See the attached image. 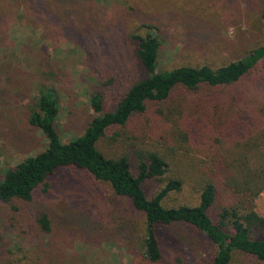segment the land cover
Segmentation results:
<instances>
[{
    "label": "rangeland",
    "instance_id": "rangeland-1",
    "mask_svg": "<svg viewBox=\"0 0 264 264\" xmlns=\"http://www.w3.org/2000/svg\"><path fill=\"white\" fill-rule=\"evenodd\" d=\"M98 2L93 13L81 12L85 21L76 16L69 20L60 12L58 25L51 14L44 27L25 21L12 25L9 38L0 44V180L6 170L47 147L43 133L27 120L28 107L41 86L57 91L58 131L69 142L97 116L92 93L101 92L104 109L111 110L145 76L129 34L145 35L142 19L147 15L156 19L164 38L159 71L227 65L261 43V23L243 16L249 10L242 0ZM131 7L139 13L129 15ZM205 32L214 40L201 35ZM235 96L240 101H264V62L237 86L178 89L166 101L148 103L147 110L127 125L111 129L99 148L108 157L127 156L132 166L138 153L161 155L169 172L162 180L145 183L148 197L171 179L181 178L182 190L170 193L164 206H197L202 173L224 153L226 145L215 143L216 137L224 141L216 126L231 122L228 116L237 106L229 100ZM218 112L225 117L215 122ZM48 185L38 188L30 202H0V264H153L141 246L145 215L129 198L117 196L109 184L76 167L58 169ZM256 210L264 216V192ZM44 214L50 223L48 233L39 223ZM173 227L159 229L163 259L158 264H207L214 258L217 247L204 235L188 229L190 236H176ZM232 264L261 263L238 254Z\"/></svg>",
    "mask_w": 264,
    "mask_h": 264
},
{
    "label": "trees",
    "instance_id": "trees-1",
    "mask_svg": "<svg viewBox=\"0 0 264 264\" xmlns=\"http://www.w3.org/2000/svg\"><path fill=\"white\" fill-rule=\"evenodd\" d=\"M98 1L0 0V44L9 38L12 25L25 21L29 26H43L49 14L57 25L61 23L60 12L66 13L65 18L69 20L76 16L85 21L81 12L93 13L91 9H97ZM242 3L249 10L243 16L250 23L257 20L261 23V43L245 51L236 61L216 68L185 65L159 71L164 38L154 23L156 19L150 15L142 19L145 35L130 33L129 36L137 44L136 55L145 76L135 81L111 110L104 109L101 92L92 93L90 102L97 116L82 135L69 142H64L58 131L61 104L57 91L41 86L28 107L27 120L43 133L47 147L5 171L0 180V202L10 203L14 199L30 202L38 188L49 187L48 180L58 169L76 167L87 171L95 180L109 184L117 196L129 198L133 206L144 213L141 246L150 263L158 264L163 259L159 229L174 226L176 236H190L186 230L193 229L217 247L214 258L207 264H232L238 254L264 264V216L256 210L257 200L264 192L263 100L230 98V105L237 106V110L228 116L231 122L216 126L224 141L215 138L217 145L224 143L226 147L213 167L202 173L197 206H164L170 193L182 190L181 178L171 179L155 196L148 197L145 183L162 180L169 172V164L161 155L138 153L134 168L127 156L108 157L99 148L100 141L111 129L127 125L133 116L144 113L150 102L166 101L178 89L195 92L203 86L234 87L250 77L264 62V0H242ZM138 13L136 7L130 8L129 15ZM205 34L208 33L201 35ZM193 35H189L191 40ZM208 36V41L214 40L211 34ZM188 39L186 37V41ZM216 116L215 122L225 117L219 112ZM39 223L43 232L48 233L50 223L46 214L39 218Z\"/></svg>",
    "mask_w": 264,
    "mask_h": 264
}]
</instances>
